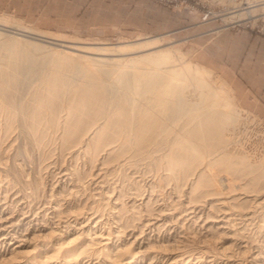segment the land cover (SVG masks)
Instances as JSON below:
<instances>
[{
	"label": "bare ground",
	"instance_id": "6f19581e",
	"mask_svg": "<svg viewBox=\"0 0 264 264\" xmlns=\"http://www.w3.org/2000/svg\"><path fill=\"white\" fill-rule=\"evenodd\" d=\"M0 29L44 41L50 40L61 47L62 56L58 58L57 64L49 70V67L45 68L47 70L43 74L40 73L45 86L41 90L37 88L32 91L34 94L30 95L37 99L34 97L36 104L31 105V110L26 112L31 128L28 130L33 131V135L29 132L33 144H39L48 135L46 128H54V133L60 128V133H57L59 147L67 149V155L70 154L72 160L76 156H83L89 168L88 172L82 170L85 175L91 176L88 183L94 186V191H91L93 200H84L81 204L82 200L79 199L80 201L75 203H80L82 207L74 212L68 211L69 207L63 206L59 196L68 191V194H73L75 198L85 175H82L83 171L79 174L76 167L68 171L67 167L57 166L60 178H71L70 185H61L60 191L57 190L61 195L51 191L50 198L40 199L41 195L36 198L35 204H30L29 196L35 198L38 192L45 191L40 184L41 176L37 172L32 180L22 178L29 191L12 194L6 186L4 189L5 184L10 183V186H13L8 180L10 176L5 177L8 173V169H5L7 167H3L6 166L3 160L8 157L6 148L11 142L9 137H4L8 134L1 136L0 164H5L0 165V182L4 180L5 184L0 183V262L142 264L146 261V264H264V242L255 239L254 233L251 234L248 228L249 231H245L246 227L254 223L256 217L260 218L259 215L256 216L257 210H264V159L258 158L256 162H251L247 152L235 145V136L225 133L228 128L235 126L239 115L232 111H236L234 107L238 105L229 85L226 84L224 91H219L220 84L224 82L221 80L220 84L216 83L210 71L203 67V70H197L196 66L177 68L164 44L152 39L129 48L123 45H96L90 48L78 44L76 40L32 31L5 16H0ZM9 45L16 49V52L7 57L10 60V63H7L12 62L13 65L10 66L16 72L29 71L35 63L32 55L17 42ZM78 52L89 53L90 55L82 54L84 63L91 59L87 64L96 65L86 66L88 70L83 72L82 78L64 71L65 66H74L72 58ZM0 57L4 58L1 51ZM112 65H116V68H110ZM0 74L2 77L5 72L0 69ZM73 82L75 84H72V88L71 85L70 88L67 87L69 94H65V86ZM4 83L6 82L0 85L3 87L6 85ZM2 87L0 98L8 99L6 88ZM107 90L117 95L113 108L108 106L112 109L106 106L104 93H107ZM61 92L68 98L67 102L65 100L64 117L60 120L61 115L59 117L57 109L63 104L58 102L60 95L62 96ZM138 96H143V101H138ZM4 102L2 104L0 101V109L4 107ZM11 107L13 108V105ZM4 138H7L8 143ZM38 147H42L41 144ZM155 151L158 153L154 154ZM142 159L150 161V170L153 167L164 170L160 174L156 170L159 174L158 184L154 174L148 179L144 176L145 171L140 172L136 169L138 165L134 166L138 161L142 162ZM15 163L14 160L13 165ZM125 166L128 169L131 166L132 174L137 173L136 176L132 175L137 188L131 185L133 190L136 188L135 192L130 187L129 190L133 192L123 197L126 191L121 189L122 185L118 189L111 187L112 183H108L110 180H107L106 174L113 173L116 169L124 170ZM149 169H146V172ZM222 170L228 173L225 181L222 180ZM1 175H4L3 179ZM11 178L13 177H10V181L13 180ZM168 180V201H165V196L157 194L153 187L166 186L163 183ZM139 181L150 191L147 190L146 194L139 191ZM115 183L117 184L116 181ZM65 198L66 196L64 200ZM180 219L188 221L187 227L195 225L194 228H201H196L199 243L193 251L185 249L186 245L183 243L187 232L182 230L185 225H182L183 228L180 226L181 230L179 228V232L183 233L178 235L181 238L178 239L177 234H173L178 232L180 224L177 221ZM161 229L164 232L160 236ZM72 234L73 236L69 237ZM216 237L224 239L219 246L215 243ZM133 243L137 245L133 247ZM172 245H176V251L173 250L175 252L168 250L172 249Z\"/></svg>",
	"mask_w": 264,
	"mask_h": 264
},
{
	"label": "rangeland",
	"instance_id": "374dc122",
	"mask_svg": "<svg viewBox=\"0 0 264 264\" xmlns=\"http://www.w3.org/2000/svg\"><path fill=\"white\" fill-rule=\"evenodd\" d=\"M16 1H17L16 4L18 3L20 5L21 4L20 2L22 0H16ZM23 3H25V7L29 8L28 11L13 10L11 7H9L7 0H0V16L9 17L15 20L16 22L20 23L22 26L32 31H42L43 33H47L48 35H51V36L62 37V38L71 39L74 41L76 40L78 44L86 45V46H89L90 48L91 46H96V45H105V46L123 45L129 48V47L142 43L144 40H150V39L156 40L159 43L164 44V48H167L168 50L167 53L168 55H170L172 59V63L175 64L177 68L179 67L189 68L193 66H196L197 70H203L202 67L206 68L207 70L210 71L209 73L211 77L216 81V83L220 84L219 81L221 80L224 82V84H220L221 87L219 88V91L220 90L224 91L225 86L227 85L230 86L233 92L234 98H235L234 99L235 103L236 105L239 106V108L238 106L237 107L233 106L234 108H236V111L232 110L233 113L235 112V115L239 114L238 120L235 122V126L233 125L230 129L228 128L225 133H227V135H230L232 137L235 136L234 139L238 140V141L235 140L236 141L235 145L236 146L239 145L238 147H241L245 151V153L247 152V155L248 157H250L249 159H251V162H256L258 158L260 160L264 159V0H145L143 17H144V21L146 25H144L143 27L144 30L142 33H136V34L133 33V34H128V35H114V34L108 33V34L101 35V36L91 34L86 29H79L77 27L72 28L71 26L65 23L55 25L54 23H52L53 20H50L51 17H54L55 11L50 10V9H46L43 11L42 19H39V21L33 22L29 20V18H25L23 16V13L28 12L27 13L28 16L30 13L32 15H37L38 13L42 14V0H29ZM150 7L151 8L153 7V8L151 9ZM155 11H157V13H155ZM15 42L20 44L21 45L20 47L28 51L32 55L33 59L35 60V63L32 65L31 69H29L30 72L27 70H22V71L17 70L18 72H16L15 70H13V67L10 66V65H13L12 62L11 64H8L10 63V60L7 57L12 55L14 52H16V49L11 48L9 44H15ZM58 48L59 46L57 44L52 43L50 40L44 41L42 39H36L33 37L24 36L18 33L9 32V31L0 29V51H1V54L4 56V58L0 57L1 58L0 59V69L5 72V74H3L4 76L2 77H1L2 74H0V84L2 85L3 82H6L4 83L6 85H3V87L0 85V88L1 87L3 89L6 88L5 92L8 95V99H5L7 97L5 98L3 97V99L0 98V101L2 102V104L5 101L4 104L10 108L9 110L8 109L6 110V108L8 107H5L4 105L3 108L5 110L2 107H1L2 109H0V114H1L0 121L4 120L3 122L2 121L0 122V125L1 124L4 125V126L2 125L0 126V137L1 136L3 137L5 133L8 134V135H4V137H7V138L9 137L8 140L11 142L9 144L10 145L12 144L11 146L8 145L10 147L7 146L6 148V151L8 149V151L6 152V155L8 153V157L5 159L8 161L6 162V160L4 159L3 161H5L6 164L3 162L0 165L2 164L6 165V166L3 165L4 168L7 167L5 169H8L6 170L8 173L6 172L7 174L5 177H8V176L13 177L11 178V180L13 179L12 181H10V177L9 179L6 178V182L9 180V182H11V185L13 184V186H10V183L5 184L4 180L3 182L1 181L0 183L5 184L3 188L6 186L5 188H7L10 192L12 191L13 192L12 194H19L23 190L29 191L28 188L26 189L27 187L25 185L26 183L23 181L22 178L25 177L24 180H26L27 178L31 179L38 172L39 175L41 176L40 179H42L40 180L41 181L40 184L41 186L43 185L42 188L43 189L45 188L44 190L45 191L47 190V191L45 192L44 190H42L44 192H41V191L38 192V195H36L35 198L29 196L30 198H28V200L30 199L29 200L30 204H35V202H37V199L41 195L42 197H40V199L41 198L43 199L44 197L46 199L50 198L51 191H53L56 195L57 194L61 195V193L57 192V190L60 191L61 185L62 187L63 185L64 186L70 185L69 182H72L71 178L69 177L64 178V179L60 178L57 172L58 167L59 168L67 167L68 171H71L73 168L76 167L77 170H79V174H81L82 173L81 171L83 170L88 172V168H89L87 166L88 164L85 163V161L83 160L82 155H79L78 157L76 156V158H74L75 160L73 159L74 160L73 161L70 154L67 155L69 151L66 149L68 151L66 152V150L59 147L60 140L59 138H57L58 137L57 133H60L61 131L60 128H59V131L56 129L55 133H54V130H55L54 128H51V127H49L51 129L46 128L48 129V131L45 130L48 132V135H47L48 138L47 136H45L46 138L44 137L43 140L39 142V144L38 142L33 144L34 142H32L33 141L32 136L30 135V133L32 134L33 131L30 132L28 130V129L31 130V128L28 123L29 116H26L28 115L26 112H28V110H31L32 108L31 105L36 104V101L34 103L33 100L37 99L34 95L32 96L30 95L34 94V92L32 93V91L37 90V88L38 90L39 88L41 90L42 87L45 86V85L43 86V82H44L43 76H41L40 73L43 74L44 71L46 72L47 69L49 70L50 67H52L55 63L57 64L58 62L57 60H59L58 58L62 56L60 55L61 47L59 49ZM82 54L90 55L89 53H86V52L85 53L78 52L72 58L74 60V66H71V65L70 67L69 65L67 67L65 66L64 71L66 72L69 71L68 74H73V75L76 74L75 77L82 78L83 72H86V70H88L86 66H88L89 64L87 63L91 60L89 59L88 62L84 63L85 60H83V58L81 57ZM81 65L83 66L81 67ZM89 66L95 67L96 65H93V66L89 65ZM33 68L35 71L33 70ZM45 68L47 69L45 70ZM110 68H116V65H112V67ZM24 71H27V72H24ZM12 72L13 74L11 75ZM104 82L106 83L107 81L104 80ZM72 84L74 85L75 83L74 82L68 83V85L65 86V88L67 89V87H69L70 85L72 88L73 86ZM67 90L64 91L65 94H69V90L68 91ZM108 91L109 90L106 91L107 93H104V95H106L105 96V99L107 102L106 106L108 107L110 105L113 108L114 102L117 101L116 100L117 95L115 94L113 95L114 92H111V91H109L110 92V95H109ZM63 93L61 92L62 96L60 95V98L58 101L59 103L61 102L60 104L63 103L61 105L62 107H58L57 109V111L59 112V114L57 113L59 117L61 115L60 120L63 119L64 117V114H65L64 110L66 108L65 106L67 102L66 99L68 98V96L66 97L65 94ZM143 99H144L143 96H138V101L141 102L143 101ZM30 100L32 101L30 102ZM191 100L194 101V99H191ZM11 101L14 102V104ZM26 101L28 102V104H26ZM15 103H16V106L14 107ZM18 103L19 105H17ZM20 103L23 106L20 105ZM11 104L13 105V108H15L16 111L11 107L12 106ZM25 106H26L27 111L25 109ZM18 107H19V110H17ZM111 107H108V108L112 109ZM25 117L27 118L24 119ZM8 118H10L11 120H9ZM5 121H7V123ZM4 122L6 125L4 124ZM12 122L14 123L11 124ZM48 126H49V123H48ZM40 127H41L40 131L42 132V124H40ZM2 129H4L3 130L4 133L1 132ZM49 131H51L52 133ZM1 133L3 134L1 135ZM53 135H55L56 138L55 136L52 137ZM49 136H50V139H49ZM7 138L6 139L4 138V139L7 140ZM8 140H7V143H8ZM51 140H53L54 142ZM1 141L3 142V138ZM29 141H31V143ZM46 143L47 145H45ZM36 144H38V146H40L41 144L42 147H38ZM9 148H11V150ZM26 149H28V151ZM153 153L156 154L158 153V151H155ZM251 156L254 157L255 160H253L254 158H251ZM14 160L16 163L13 165ZM148 161H149L148 159L147 161L146 159H142V162L138 161V163L135 164L134 166L138 165L139 167L137 166L136 168L138 171L146 172V169H149L148 165H150L149 163L150 161L149 162ZM73 163H74V166H73ZM143 164L144 165L146 164V165L143 166ZM125 167H123L124 170L116 169L118 172H116L115 170L113 173L108 172L106 174L108 177L107 180H110V182L108 181V183L109 184L112 183L111 187L115 186L118 189V187L120 188L122 185L123 188L121 187V189L122 190L124 189V191H126L123 197H125V195L126 196L129 195L130 192L132 193L137 188L135 186L136 184L134 183L135 178L133 177V176H136L137 173H133V174L131 173L132 171L131 166H129L130 169H128L127 167H126L127 169H125ZM141 168L145 170H142ZM12 169L14 170L12 171ZM22 170L25 173H23ZM156 170L157 169L153 167L151 168V170L150 169L147 170V172L149 171L151 172L149 173L146 172L147 174L144 172V176L146 175L145 177L150 179L151 176L154 174L157 177L156 182L158 184L159 182L158 176L160 172L163 173L164 170L162 168L161 170L158 169L157 171L159 174H157ZM84 171L82 175L83 174L85 175ZM127 174H128V177H127ZM221 174L224 175L223 179L222 178L221 179L225 181L226 177L228 176V173L225 170H222ZM1 176L3 179L4 175H1ZM129 176L131 177V179H129L130 178ZM83 178H82L83 180H81V184L83 186H81L80 184L79 191H78L79 194L76 193L75 198H73L74 197L73 194H71L72 196L69 195L68 191H64L62 193L64 195V196L61 195L63 199L61 196H59L61 198L60 201L63 203V206L66 205L67 208L69 207L68 211L70 210L74 212L76 211V209L78 210V208L82 207L81 204L85 202L84 200L91 201L94 198L92 194V192L94 191L92 190V188L94 186L93 184L88 183V181L91 180V176L90 175L88 176L87 174ZM115 181L117 182V184L115 183ZM169 182H170L169 180L165 181L164 183L162 182L163 185H166V186H162V187L154 186L153 187V191L156 190L157 192L156 191L155 192L157 194H161L165 196V197L163 196L165 198V201H168L166 191H168L167 184ZM131 185L136 188H134L133 190V187H131ZM138 185L137 186L139 187L138 188L139 191L141 192L143 191V193L145 192L147 193L148 191H150V189H147L146 186L142 185V181H139ZM130 187L133 191L131 189L129 190ZM155 187L156 189H154ZM140 188H143L145 191ZM160 188H162V190ZM0 191H1V188H0ZM95 195L96 194H94V196ZM65 196H66L65 198L66 201L64 200ZM79 199L82 200L80 202L81 204L79 202H77L79 204H76L75 202L80 201ZM66 202H70V203L67 204ZM88 204L89 203L87 202V205ZM75 205H77V207H74ZM72 206L73 208H71ZM84 209L86 208H81V210H84ZM262 211L264 210H261V209L257 210L256 216L259 215L258 217L260 218H257L255 216L256 218L253 220L254 223L252 222L253 223L252 225H249V226L247 225L248 227H246L245 231L250 230L251 234L254 233L253 236L255 239H257L258 241L264 242V225H261V223L264 224V217H262L264 216L262 215L264 213H262ZM105 213H106L105 215H107V212ZM184 220L180 219L179 221H177V223L180 224L177 229L178 232L173 233V234L175 236L177 234L176 238L179 239L181 238L179 236L183 234L182 232H179L183 228L182 225L183 226L185 225L184 227L187 229H191L189 231L185 228L182 229L183 231L185 230L187 231L185 232L186 234L184 233L185 234L184 236L186 238L185 240L183 238V243H185L186 245L185 249L193 251L195 250V247H197L199 243L197 231L201 228L196 226V228L198 229L197 230L196 228H194L195 225L193 226L191 225L192 226L191 228L187 227L188 221L186 220L184 221ZM252 230L253 231L255 230V231L253 232ZM163 232L164 230L161 229L160 236L163 235ZM72 236L73 234L69 235V237H72ZM221 238L223 237H219V238L216 237L214 239L216 245L219 246L220 242L224 240ZM134 245L136 246L137 244L133 243L132 246L135 247ZM175 246L176 245H172V249H168V250L169 251L171 250L170 252H175L176 251ZM153 249H155V247H153ZM0 264H4V263L0 262ZM142 264H146V261H144Z\"/></svg>",
	"mask_w": 264,
	"mask_h": 264
},
{
	"label": "crops",
	"instance_id": "0c3cea01",
	"mask_svg": "<svg viewBox=\"0 0 264 264\" xmlns=\"http://www.w3.org/2000/svg\"><path fill=\"white\" fill-rule=\"evenodd\" d=\"M25 1L20 5L16 0H7L13 10L28 11ZM145 0H42V14L25 18L35 22L42 19L43 11L50 9L55 11L52 23L55 25L67 24L72 28L86 29L95 35H128L142 33L144 30V3ZM45 3V4H44ZM49 4V5H47ZM151 8V7H150ZM153 8V7H152ZM151 8V9H152ZM157 13V11H155ZM64 21V22H63Z\"/></svg>",
	"mask_w": 264,
	"mask_h": 264
}]
</instances>
